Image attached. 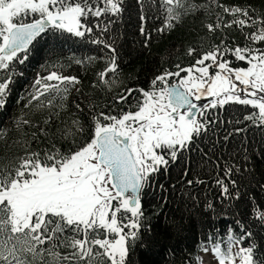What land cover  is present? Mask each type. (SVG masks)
I'll use <instances>...</instances> for the list:
<instances>
[{
    "label": "snow or ice",
    "instance_id": "snow-or-ice-1",
    "mask_svg": "<svg viewBox=\"0 0 264 264\" xmlns=\"http://www.w3.org/2000/svg\"><path fill=\"white\" fill-rule=\"evenodd\" d=\"M154 2L166 12L158 32L179 21L181 13L177 8L184 9L185 14H197L214 4L222 12L216 13L215 22L204 25L207 31L223 33L235 26L244 44H229L225 35L192 65L185 68L177 64L175 72L165 70L156 75L147 90L125 89L113 103L125 104L132 98L135 103L130 108L134 110L113 114L91 109V131L78 119L73 120L76 131H64L61 138L87 132L88 139L83 143L74 142L62 149L49 141L48 147L33 150L32 141L39 137L32 132L31 139L21 145L23 155L0 164V264H135L132 257L135 248L143 243L145 220L141 194L155 174L179 163L181 154L191 151L196 140L206 136L212 124L220 122L218 118L209 119V107L223 108L229 103L248 106L251 111L243 120L264 128V14L254 16L256 9L251 5L228 6L219 0L205 4L196 0ZM138 3L143 8L144 0ZM123 5L124 0H0V110L10 96L15 66L28 60L31 47L42 35L60 31L85 37L93 33V26L87 24L89 18H118ZM225 14L232 18L225 19ZM140 19L143 22L147 17L142 15ZM113 22L94 27L107 32ZM140 31L147 46L151 34L143 26ZM92 43L103 44L112 52L108 66L97 73L100 85L110 89L111 81L106 77L119 69L116 49L99 37ZM196 52L189 48L187 54ZM239 62L246 66H237ZM172 77H179L178 82L170 83ZM54 80L59 83H48ZM78 84L80 80L75 76L51 71L35 80V92L28 103L39 102L40 97L53 92L63 100ZM208 97H212L208 103H198ZM76 108L84 111L79 104ZM15 125L17 129L22 125L35 127L25 119H17ZM5 133L0 129V139ZM39 133L45 138L50 135L43 127ZM233 171L227 169L226 175ZM217 183L227 195L224 182ZM257 215L264 225V212ZM240 227L239 236L229 228L228 235L212 245L218 264H235L237 259L241 264H264L252 232L244 225ZM245 240L252 242L244 247ZM234 246L238 251H232ZM61 248L70 251L65 254L59 251Z\"/></svg>",
    "mask_w": 264,
    "mask_h": 264
},
{
    "label": "trees",
    "instance_id": "trees-1",
    "mask_svg": "<svg viewBox=\"0 0 264 264\" xmlns=\"http://www.w3.org/2000/svg\"><path fill=\"white\" fill-rule=\"evenodd\" d=\"M219 2L228 6L251 5L256 9L252 13L254 16L264 14V0ZM196 3L205 4L208 0H196ZM123 7L118 18H89L87 24L93 26V33L85 37L49 31L34 42L35 47L30 46L28 60L15 66L10 96L6 107L0 110V129L6 130L4 138L0 139V164H8L14 157L23 155L21 145L31 139L32 132L39 137L38 141H32L33 150L48 147L49 141L62 149L74 142L83 143L88 139L87 132L61 138L64 131H76L73 120L78 119L86 130L91 131L88 115L91 109L113 111V114L134 110L130 105L135 99L130 98L125 104L113 103L125 89L147 90L156 75L165 70L175 72L177 64L185 68L192 65L203 51L219 44L225 35L229 44L233 41L244 44V38L235 26L224 29L223 33L207 31L204 25L215 22L216 13L222 12L214 4L209 5L206 12L197 14H185L184 9L177 8L176 11L181 13L179 21H173L174 27L163 32L157 29L164 24L165 8L154 0H144L143 8L138 0H124ZM142 15L147 17L143 22ZM231 18L225 14V19ZM109 20L114 22L107 32L101 33L94 27L98 23L103 27ZM142 26L151 34L147 46L140 31ZM96 37L116 49L119 69L106 77L111 81L110 89L100 85L97 73L108 66L112 52L103 44L92 43ZM189 48H195L197 52L190 56L187 54ZM78 60L81 63H77ZM237 66L245 64L239 62ZM51 71L75 76L80 84L71 88L63 100L53 92L40 97L39 102L29 104L30 94L35 92V80ZM178 80L179 77H172L170 83ZM38 103L43 106L37 107ZM76 104L84 111L77 110ZM250 111L248 106L235 103L217 109L209 107V119L218 118L220 122L212 124L208 134L198 138L191 151L183 152L179 163L154 175L141 194L145 220L141 233L143 243L135 248L132 257L135 264H198L202 249L223 240L229 228L239 236L241 225L252 232V240L259 246L258 255L264 258V225L257 215L264 212V128L243 120ZM17 119L29 120L35 127L22 125L17 129ZM40 127L50 134L47 138L39 133ZM229 168L234 169L230 176L226 175ZM189 180L193 183H187ZM218 180L227 186V195ZM233 180L235 184H232ZM252 240H245L243 246L247 247ZM221 249L225 250V244L221 243ZM59 251L66 254L70 250L61 248Z\"/></svg>",
    "mask_w": 264,
    "mask_h": 264
},
{
    "label": "rangeland",
    "instance_id": "rangeland-1",
    "mask_svg": "<svg viewBox=\"0 0 264 264\" xmlns=\"http://www.w3.org/2000/svg\"><path fill=\"white\" fill-rule=\"evenodd\" d=\"M246 66V65H245ZM212 99V97H208L206 99H202L200 102L198 103H201V104H205V103H208L210 100ZM200 115L197 114V119L199 120L200 119ZM208 251H202L199 253V264H201V261H202V264H218V259L217 257L213 254V251H212V246H210L209 248H207ZM232 251L233 252H236L238 251V246H234L232 248ZM230 264V262H229ZM235 264H241L240 260L237 259L235 261Z\"/></svg>",
    "mask_w": 264,
    "mask_h": 264
}]
</instances>
